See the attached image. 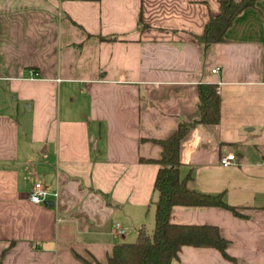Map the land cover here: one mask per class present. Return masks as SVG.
<instances>
[{
	"label": "crops",
	"instance_id": "0c3cea01",
	"mask_svg": "<svg viewBox=\"0 0 264 264\" xmlns=\"http://www.w3.org/2000/svg\"><path fill=\"white\" fill-rule=\"evenodd\" d=\"M219 11V0H0V264H106L152 232L156 141L199 117L204 83L218 86L221 122L184 139L182 177L240 216L174 207V224L216 227L228 246H186L171 264H264V0L205 48L195 37ZM231 152L237 163L222 166ZM34 179L53 207L31 202Z\"/></svg>",
	"mask_w": 264,
	"mask_h": 264
},
{
	"label": "trees",
	"instance_id": "16d2710c",
	"mask_svg": "<svg viewBox=\"0 0 264 264\" xmlns=\"http://www.w3.org/2000/svg\"><path fill=\"white\" fill-rule=\"evenodd\" d=\"M259 0H219L218 15L211 16L201 35L195 38L208 48L225 41V35L235 19L248 8L256 6ZM200 115L191 122H182L168 139L156 141L163 148L162 156L155 161L160 168L154 189L157 194L155 205V226L151 233L139 232L134 242H121L114 246L106 264H171L178 258L183 247H212L226 255L228 242L213 226L174 224L172 210L176 206L219 207L240 216L230 206L224 194H206L190 187L193 175L182 177L183 163L181 146L190 131L197 125H218L222 117V98L217 84L199 86ZM87 264H103L95 260Z\"/></svg>",
	"mask_w": 264,
	"mask_h": 264
},
{
	"label": "built area",
	"instance_id": "2783aa9c",
	"mask_svg": "<svg viewBox=\"0 0 264 264\" xmlns=\"http://www.w3.org/2000/svg\"><path fill=\"white\" fill-rule=\"evenodd\" d=\"M212 72L217 73L218 68H215L214 70H212ZM31 75L32 77H34V72H32ZM237 161H238V158L236 154L232 152L224 154L220 159V163L224 167H230L236 164ZM48 197H49V193L45 190V188L40 182H37L30 196L31 202L37 205H42L47 201ZM117 227L120 228V225H117ZM120 232L124 234L125 230L121 229Z\"/></svg>",
	"mask_w": 264,
	"mask_h": 264
},
{
	"label": "water",
	"instance_id": "95a60500",
	"mask_svg": "<svg viewBox=\"0 0 264 264\" xmlns=\"http://www.w3.org/2000/svg\"><path fill=\"white\" fill-rule=\"evenodd\" d=\"M45 205L48 207H53L55 205V202L54 201H46Z\"/></svg>",
	"mask_w": 264,
	"mask_h": 264
},
{
	"label": "rangeland",
	"instance_id": "374dc122",
	"mask_svg": "<svg viewBox=\"0 0 264 264\" xmlns=\"http://www.w3.org/2000/svg\"><path fill=\"white\" fill-rule=\"evenodd\" d=\"M35 181H36V179H34V181H33V183H34V186H35ZM33 188H34V187H33ZM150 233H151V232H150ZM134 241H136V240L134 239V240H133V242H134Z\"/></svg>",
	"mask_w": 264,
	"mask_h": 264
}]
</instances>
